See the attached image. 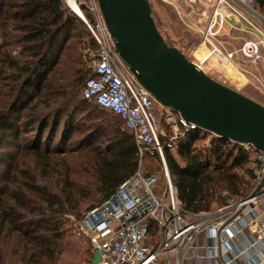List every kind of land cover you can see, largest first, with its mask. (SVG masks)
Masks as SVG:
<instances>
[{"label": "trees", "instance_id": "1", "mask_svg": "<svg viewBox=\"0 0 264 264\" xmlns=\"http://www.w3.org/2000/svg\"><path fill=\"white\" fill-rule=\"evenodd\" d=\"M83 31L63 0H0V264H9L6 242L21 264L58 258L66 216L85 214L136 170L120 116L82 96L93 75L78 52ZM178 156L166 160L187 212L249 194L246 146L199 128L179 140Z\"/></svg>", "mask_w": 264, "mask_h": 264}, {"label": "built area", "instance_id": "2", "mask_svg": "<svg viewBox=\"0 0 264 264\" xmlns=\"http://www.w3.org/2000/svg\"><path fill=\"white\" fill-rule=\"evenodd\" d=\"M187 1L199 12L206 11L207 5L210 7L205 36L195 47L209 40L213 49L199 62L195 54V60L188 56L199 68L203 69L202 65L211 57L225 65L224 70L234 60L249 64L259 59L257 42L247 41L228 50L225 45L231 44L230 36L220 32L228 13L243 16L235 2L251 8L252 16L262 18L258 25L263 32L264 17L254 9L257 6L254 0H195L197 8L191 0ZM74 3L96 56L93 75L86 80L82 96L120 116L124 129L134 138L138 155L134 174L78 222V231L88 239L91 248V262L97 252L96 264H187L190 259L193 264H231L220 258L218 251L232 246L236 233L248 231L257 240L264 238V152L244 145L250 156L254 155L251 188L244 199H231L225 206L207 212L184 210L166 154L178 156L179 140L199 128L160 103L157 108L158 103L149 91L136 79H128L97 0H74ZM238 68L248 75L246 68ZM146 160L160 162V172L146 168ZM147 173L149 176L145 177ZM234 222L236 230L232 232L230 226ZM250 247L244 249L248 256ZM253 259L254 264H264V260Z\"/></svg>", "mask_w": 264, "mask_h": 264}, {"label": "water", "instance_id": "3", "mask_svg": "<svg viewBox=\"0 0 264 264\" xmlns=\"http://www.w3.org/2000/svg\"><path fill=\"white\" fill-rule=\"evenodd\" d=\"M97 2L120 58L158 103L202 130L264 152V104L213 79L168 44L150 0ZM98 261L94 252L91 263Z\"/></svg>", "mask_w": 264, "mask_h": 264}, {"label": "rangeland", "instance_id": "4", "mask_svg": "<svg viewBox=\"0 0 264 264\" xmlns=\"http://www.w3.org/2000/svg\"><path fill=\"white\" fill-rule=\"evenodd\" d=\"M150 3L152 6L153 13L156 16L155 19L156 21H158V29L162 34L163 38L167 42H169L170 45L172 44V42H174V46L176 48L180 49L187 57L190 56L193 60H195V55L189 53L188 51H190V49H193L196 44L200 42L202 37L204 38L205 36V32L208 26V19L204 31L201 32L200 30L203 29V22H200V20H203V18L198 17V15L205 16V14L194 9L187 0H150ZM206 10L207 12L208 10H210V7L208 5L206 7ZM259 10V14L264 17V10ZM254 23L257 24V22ZM86 32L87 31H83L84 41L83 45L81 46V49L78 50V52L80 51L83 57V62L85 64L83 66V69H86L88 73L91 74L96 56L94 54V46L90 41L88 33ZM196 61L199 62L200 58H197ZM247 65L248 62H245V64H239L236 60L232 62V67L234 69L237 68L238 70V67H246ZM202 66V70H204L213 79L235 90H238L239 92L250 96L253 99H256L257 101L261 100L262 102H264L263 93H261L257 88H255L256 86L254 85V87L252 82H246V84H243V80H237L239 83H234L230 77L226 78L224 76L225 65H223L220 61H217L214 57L209 59ZM123 68L129 80H131V77L135 79V77L132 75L126 65L123 64ZM245 76L246 79L249 78L248 75ZM156 107L160 108L159 103L156 104ZM90 114H92V120L98 121L97 119H94L95 115L93 114V112ZM197 144H203V141H199ZM175 158L179 160V156L175 155ZM145 165L146 168H152L155 173H159L161 170V164L157 160H154V163L151 160H146ZM216 208L217 206L212 207V209ZM82 216L83 214L80 216H66L65 228L67 229V233L65 234V236H69L66 237V241L68 243L67 247L65 246L63 248L64 253L59 255L58 258L56 257L54 260L43 259L40 264H91V261H89L91 248L88 239L78 231V222ZM2 247H8L5 252H7L8 254L9 264H21L16 261V254L12 253L11 244L6 242V244L2 245Z\"/></svg>", "mask_w": 264, "mask_h": 264}, {"label": "crops", "instance_id": "5", "mask_svg": "<svg viewBox=\"0 0 264 264\" xmlns=\"http://www.w3.org/2000/svg\"><path fill=\"white\" fill-rule=\"evenodd\" d=\"M235 7L240 13H242L243 16H240L236 13H228L227 18L224 19L221 25L220 32L230 36L231 44L225 45L226 49L228 50H231L232 48H239L244 42L247 41L257 42L260 47L259 59L249 63L246 67H243L246 68L250 73H248V77L251 80L249 78L246 79V76L237 70V68L235 70L244 77L243 84H246V82H252L253 86L255 85L256 87H254L263 93L264 97V30L262 32L258 25V23H261L263 20L261 21L257 17L252 16L250 14L252 11L249 7L240 5L236 2ZM254 9L258 12L260 11L259 6H256ZM206 12L207 10L203 12L205 16L198 15V17L203 18V20L198 18L200 22H203V29L200 30L201 32L204 31L209 16V14ZM254 22H257V24ZM216 60L219 61L218 59ZM224 76L226 78H233L232 76L226 74V69L224 71ZM259 102L261 103L262 101L259 100ZM262 104H264V102H262ZM230 227V230L235 232V222ZM231 245L232 246L228 245L227 248L218 251L220 258L231 261V264H254V257L264 260V238L262 240H257L254 235L250 234L248 231H245L242 233H236L231 241ZM249 246H251L248 251L250 256L244 252V249L248 248ZM187 264H193V261L190 259L187 261Z\"/></svg>", "mask_w": 264, "mask_h": 264}, {"label": "bare ground", "instance_id": "6", "mask_svg": "<svg viewBox=\"0 0 264 264\" xmlns=\"http://www.w3.org/2000/svg\"><path fill=\"white\" fill-rule=\"evenodd\" d=\"M64 1L67 3V5L72 9V11L75 14H80L79 9L77 8V6L74 3V0H64ZM191 1L194 4V6L197 8L198 5L196 4V1L195 0H191ZM211 49H213V45L211 44V42H209V40H206V41L202 42L198 47L190 49V51H188V52L191 54H195L196 56L198 54V56H200V57H198V56L197 57L202 58L203 56L208 54L211 51ZM226 74L233 77L231 79L234 83H239L237 80H240V81L244 80V77L239 72H237L232 67V65H228L226 67Z\"/></svg>", "mask_w": 264, "mask_h": 264}]
</instances>
